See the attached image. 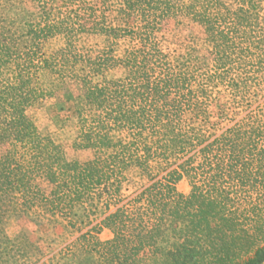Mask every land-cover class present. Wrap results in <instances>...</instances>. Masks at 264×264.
<instances>
[{
	"label": "trees",
	"instance_id": "obj_1",
	"mask_svg": "<svg viewBox=\"0 0 264 264\" xmlns=\"http://www.w3.org/2000/svg\"><path fill=\"white\" fill-rule=\"evenodd\" d=\"M0 264H264V0H0Z\"/></svg>",
	"mask_w": 264,
	"mask_h": 264
},
{
	"label": "rangeland",
	"instance_id": "obj_2",
	"mask_svg": "<svg viewBox=\"0 0 264 264\" xmlns=\"http://www.w3.org/2000/svg\"><path fill=\"white\" fill-rule=\"evenodd\" d=\"M31 114L35 116L37 127L40 131H49L53 134L56 141L64 148L67 156L71 159L78 158L80 160H87L92 155L90 151H75L72 147V142L76 136L75 130L72 126L62 127V124L57 119V110L56 105L53 100L44 102L42 105H37L30 110ZM148 179L146 176L142 175L139 171L131 172V181L126 187L125 194L130 195L141 187L147 185ZM178 189L183 193H188L190 187L186 180L181 181L178 184ZM5 229L9 236L14 237L18 233L25 231L33 239H37L39 236H42L36 227L30 222L19 221L14 217H10L5 221ZM52 239L56 241L53 242L54 248H59L63 245L60 238H54L51 233H49ZM73 233L65 235V238H70ZM76 235H72V239ZM112 234L109 230L105 229L102 231L100 237L103 240L111 238ZM42 244L47 245L46 242Z\"/></svg>",
	"mask_w": 264,
	"mask_h": 264
}]
</instances>
